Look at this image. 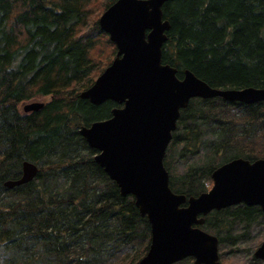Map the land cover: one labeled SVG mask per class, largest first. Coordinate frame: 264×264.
Returning a JSON list of instances; mask_svg holds the SVG:
<instances>
[{"label": "trees", "instance_id": "16d2710c", "mask_svg": "<svg viewBox=\"0 0 264 264\" xmlns=\"http://www.w3.org/2000/svg\"><path fill=\"white\" fill-rule=\"evenodd\" d=\"M115 0H0V249L4 264H137L146 253L150 226L132 196L95 162L79 128L108 118L111 100L80 98L111 62L116 47L99 27ZM170 22L162 63L185 69L210 86L264 87V0H168ZM46 97L36 112L18 105ZM204 155L169 177L187 197L208 189L218 164L235 157H264V101L230 103L194 98L181 110L168 153ZM39 166L32 181L13 187L21 163ZM264 218L258 206L238 204L205 216L219 244L236 222ZM233 235V236H231ZM190 258L181 261L189 263Z\"/></svg>", "mask_w": 264, "mask_h": 264}, {"label": "water", "instance_id": "95a60500", "mask_svg": "<svg viewBox=\"0 0 264 264\" xmlns=\"http://www.w3.org/2000/svg\"><path fill=\"white\" fill-rule=\"evenodd\" d=\"M168 0H115L98 23L116 46L110 64L79 97L99 105L111 100L108 118L79 128L87 145L96 150L95 162L114 181L122 196H132L150 226L146 253L137 264H174L192 257L194 264H225L219 260L218 238L200 226L213 210L236 204L259 206L264 214V157H235L211 172L212 187L196 196L175 193L163 164L166 148L182 109L192 98L220 97L228 102L264 101V87L210 86L190 70L162 63V47L170 22L162 7ZM43 101H31L23 112H36ZM38 165L21 163L18 178L6 188L35 179ZM253 256L264 260V241Z\"/></svg>", "mask_w": 264, "mask_h": 264}, {"label": "rangeland", "instance_id": "374dc122", "mask_svg": "<svg viewBox=\"0 0 264 264\" xmlns=\"http://www.w3.org/2000/svg\"><path fill=\"white\" fill-rule=\"evenodd\" d=\"M49 97L35 96L34 98L24 101L18 105V110L23 112L22 106L31 101H46ZM181 147L168 153V162L170 163L169 174L171 176H178L183 173L191 164H204V155L185 154L181 152ZM223 163V162H222ZM219 165V164H218ZM210 177V176H209ZM206 186L211 187L212 180L209 178L205 181ZM215 234L212 230H207ZM232 234H239L241 237L232 243L233 238H229L219 244V259L225 264H264V261L256 259L253 256L254 250L264 241V218H257L249 227L244 226V222H236L233 225ZM231 235V236H233ZM3 254L0 249V264H4ZM108 264H119L117 261ZM123 264V263H120ZM176 264H193L192 260L189 263H182L181 261Z\"/></svg>", "mask_w": 264, "mask_h": 264}]
</instances>
